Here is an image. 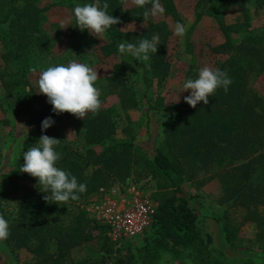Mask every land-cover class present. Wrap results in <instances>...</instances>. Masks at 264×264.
<instances>
[{"label":"trees","instance_id":"trees-1","mask_svg":"<svg viewBox=\"0 0 264 264\" xmlns=\"http://www.w3.org/2000/svg\"><path fill=\"white\" fill-rule=\"evenodd\" d=\"M40 1L0 0V42L11 60L9 68L0 71V82L4 97L12 99L31 116L28 122L33 127L31 134H39L42 121L53 116L44 109L30 107L29 57L32 52L46 54L52 48L50 38L40 26L47 10V7H39ZM67 1L81 6L95 2ZM105 2L109 5L108 13L120 20H143V12L151 8V4L145 8L134 5L125 11L122 0H100L101 6ZM161 4L168 14L175 15L173 0H161ZM197 5L209 6L208 10H226L232 6L241 9L239 20L222 29L223 43L211 49L227 56L224 71L233 81L228 91L218 88L209 97L208 105L201 101L196 108L173 106L163 115L166 120L164 146L155 147L151 158L131 140L114 139L115 122L110 111L75 119L73 126L83 140V149L77 150L64 138H59L61 142L55 150L60 154L57 167L87 186L85 192L78 194V200L59 205L46 201L43 186L38 184L37 178L21 172V165L0 178V203L9 198L17 203L12 213L0 208V215L8 221L10 231L4 242L11 249L24 250L30 255L24 264H153L163 257L178 259L185 251L191 259L201 257L209 237L202 236L197 229V215L180 196L178 181L190 180L217 160L238 161L249 153L251 156L245 163L224 169L216 176L224 193L235 204L246 210L250 209V204L264 205V104L247 89L248 75L264 71V24L251 27V20L261 11L264 0H198ZM145 22L148 25L143 33H123L115 25L104 34L110 47L116 48L124 41L138 44L142 39L158 36L157 53H149L146 61L151 71L158 73L156 68L164 57L169 30L165 22L154 23L151 17ZM124 55L132 58L128 53ZM127 67L121 70L117 65L114 69L117 73L109 77V83L114 92L117 91L123 114L130 122L127 108L128 104L136 106V91L126 88L122 77L118 76ZM190 68L187 77L196 79L197 69L192 65ZM143 93L145 98L147 93ZM8 106L13 108L11 103ZM96 147L104 148L98 152ZM137 172L156 181L155 192L149 195L157 203L156 213L143 245L125 254L119 253L112 263L76 260L72 250L94 240L93 230L108 249L114 244L107 238L104 225L87 218L84 211H71L72 204L90 198L100 188L118 181L124 183Z\"/></svg>","mask_w":264,"mask_h":264},{"label":"rangeland","instance_id":"rangeland-1","mask_svg":"<svg viewBox=\"0 0 264 264\" xmlns=\"http://www.w3.org/2000/svg\"><path fill=\"white\" fill-rule=\"evenodd\" d=\"M197 1L173 0L174 16L165 11L161 16L151 17L154 23L165 22L169 30L164 57L157 65L158 73H154L142 58L138 59L131 54L132 58L126 57L118 48L110 47L105 34L95 36L87 30L81 31L73 14L76 3L72 4L67 0H41L39 7H47V10L42 15L40 26L50 38L52 48L46 54L32 52L29 57L27 78L32 95L30 107L51 113L55 123L46 131L42 132L40 128L39 134H31L33 127L28 125L31 116L21 106L15 105L12 99L10 101L4 97L0 82V178L23 165L24 152L35 145L42 135L64 138L73 148L83 149V140L76 134L73 126V121L79 118L69 113L56 114L48 98L39 93L38 88L39 76L43 70L59 64L67 65L72 60L88 64L98 72L99 79L95 86L101 91L102 107L99 111L111 112L110 117L115 122L114 139L131 140L138 150L151 158L155 147L164 146L163 129L166 120L163 115L173 106L188 105L184 102V97L190 95L191 90L184 91L183 84L189 79L187 73L191 71L190 65L197 69V78L199 70L204 66L224 71L227 56L214 53L211 49L223 43L222 29L234 25L241 17V9L237 6L226 10H208L209 6L201 7L197 5ZM121 4L125 11L134 6L130 0H122ZM178 22L187 26L183 37L174 34ZM263 24L264 5L252 18L251 27L258 28ZM128 25L134 27L127 28ZM147 25L144 20L123 18L117 26L123 33L138 34L143 33ZM10 62L0 42V71L9 68ZM140 63L145 66L142 67ZM117 65H120L121 70L128 65L118 76L122 77L126 88L136 91V106L128 104L127 108L130 122L126 121L123 114L117 91L114 92L109 83V77L117 73L114 70ZM145 69H148L147 74L143 73ZM247 89L259 96L264 104V71L248 75ZM144 91L147 93L145 98ZM10 103L13 108L8 106ZM95 114L88 113L85 117ZM69 133L72 134L68 136ZM103 148L95 149L99 152ZM250 156L247 153L238 161L217 160L209 169L195 173L190 180L184 178L178 181L180 196L195 211L197 229L202 236L209 237V244L199 258L191 259L188 251H185L178 259L163 257L153 264H264V205L256 207L250 204V209L246 210L235 204L224 193L216 176L224 169L245 163ZM118 182L103 188L123 192L128 185H134L147 196L155 192L156 181L150 176L146 177L144 173L137 172L134 178L124 183ZM94 196L95 193L88 199L75 202L71 211H83L82 203ZM0 208L12 213L17 208L16 200L9 198L0 203ZM146 234L122 247L114 245L110 250L93 230L94 240L73 249L72 254L80 261L90 259L96 263H112L119 253L125 254L128 250L143 245ZM29 259L30 255L26 251L11 249L4 241H0V264H24Z\"/></svg>","mask_w":264,"mask_h":264},{"label":"clouds","instance_id":"clouds-1","mask_svg":"<svg viewBox=\"0 0 264 264\" xmlns=\"http://www.w3.org/2000/svg\"><path fill=\"white\" fill-rule=\"evenodd\" d=\"M130 2L138 8H145L146 5L151 4V8L143 12L144 21L150 17L161 16L165 12L161 0H130ZM108 8V3L105 2L101 6L100 0L83 6L77 4L73 9L77 27L95 36L104 34L112 26L121 23L118 17L108 13ZM129 27L134 26L128 25L127 28ZM186 32L187 26L176 23L174 29L176 36L183 37ZM158 45L159 38L154 35L151 40L142 39L138 44L121 42L118 51L147 61L150 58L149 53H157ZM98 79V72L94 68L72 60L67 65L59 64L43 70L39 76L38 88L39 93L48 98L56 114L69 113L83 120L88 113L95 114L102 107L101 91L95 86ZM232 82L226 71L204 66L199 70L198 78L187 79L184 82V91L191 90V94L184 97V102L192 108H196L201 101L204 105H208L209 97L218 88H223L227 92ZM54 123L51 117L44 119L41 125L42 132ZM71 134L69 133L68 136ZM60 142L56 138L42 135L35 145L24 152V163L20 169L21 172L38 179V184L44 188L43 192L47 193L44 197L46 201L51 200L58 205L66 204L69 200H78V194L87 190L86 184L78 183L75 176L57 167L60 154L55 150V146ZM9 235L8 221L0 215V241L7 240Z\"/></svg>","mask_w":264,"mask_h":264},{"label":"built area","instance_id":"built-area-1","mask_svg":"<svg viewBox=\"0 0 264 264\" xmlns=\"http://www.w3.org/2000/svg\"><path fill=\"white\" fill-rule=\"evenodd\" d=\"M157 203L134 185L123 192L100 188L81 209L107 228L106 236L116 247H122L144 236L156 213Z\"/></svg>","mask_w":264,"mask_h":264}]
</instances>
